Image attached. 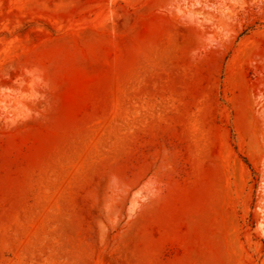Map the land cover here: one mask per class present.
I'll list each match as a JSON object with an SVG mask.
<instances>
[{"label": "rangeland", "instance_id": "rangeland-1", "mask_svg": "<svg viewBox=\"0 0 264 264\" xmlns=\"http://www.w3.org/2000/svg\"><path fill=\"white\" fill-rule=\"evenodd\" d=\"M0 264H264V0H0Z\"/></svg>", "mask_w": 264, "mask_h": 264}]
</instances>
